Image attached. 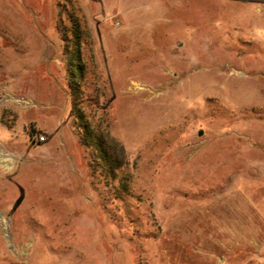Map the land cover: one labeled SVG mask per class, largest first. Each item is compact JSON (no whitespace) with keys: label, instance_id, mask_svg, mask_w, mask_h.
I'll use <instances>...</instances> for the list:
<instances>
[{"label":"rangeland","instance_id":"1","mask_svg":"<svg viewBox=\"0 0 264 264\" xmlns=\"http://www.w3.org/2000/svg\"><path fill=\"white\" fill-rule=\"evenodd\" d=\"M0 264H264V0H0Z\"/></svg>","mask_w":264,"mask_h":264},{"label":"trees","instance_id":"2","mask_svg":"<svg viewBox=\"0 0 264 264\" xmlns=\"http://www.w3.org/2000/svg\"><path fill=\"white\" fill-rule=\"evenodd\" d=\"M75 25H77L75 23ZM73 49L69 50L66 42L68 64V86L71 95L72 111L75 125L80 131V142L89 151L90 168L95 174L101 171L106 180H117L118 173L128 164V154L124 146L112 136L107 125L94 124L83 112L85 66L82 60L80 31L74 29ZM123 186L127 187L126 183Z\"/></svg>","mask_w":264,"mask_h":264},{"label":"bare ground","instance_id":"3","mask_svg":"<svg viewBox=\"0 0 264 264\" xmlns=\"http://www.w3.org/2000/svg\"><path fill=\"white\" fill-rule=\"evenodd\" d=\"M236 235V234H235Z\"/></svg>","mask_w":264,"mask_h":264}]
</instances>
